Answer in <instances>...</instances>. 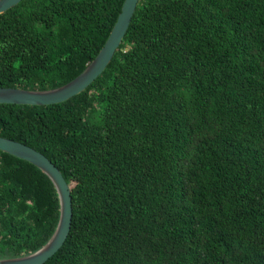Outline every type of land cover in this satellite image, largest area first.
<instances>
[{"label":"trees","instance_id":"1","mask_svg":"<svg viewBox=\"0 0 264 264\" xmlns=\"http://www.w3.org/2000/svg\"><path fill=\"white\" fill-rule=\"evenodd\" d=\"M125 0H23L0 15V88L77 78ZM0 137L72 194L45 264H264V0H140L104 73L61 104H0ZM60 202L0 151V260L51 239Z\"/></svg>","mask_w":264,"mask_h":264},{"label":"water","instance_id":"2","mask_svg":"<svg viewBox=\"0 0 264 264\" xmlns=\"http://www.w3.org/2000/svg\"><path fill=\"white\" fill-rule=\"evenodd\" d=\"M23 0H0V15ZM140 0H125L112 32L97 57L74 80L52 90L0 88V104L51 106L64 103L84 92L107 69L120 49ZM0 151L25 160L40 169L53 183L60 202V218L55 233L38 251L23 257L1 259L0 264H45L65 244L73 219V200L60 169L43 153L25 144L0 137Z\"/></svg>","mask_w":264,"mask_h":264}]
</instances>
